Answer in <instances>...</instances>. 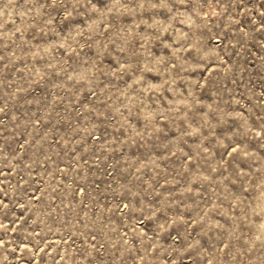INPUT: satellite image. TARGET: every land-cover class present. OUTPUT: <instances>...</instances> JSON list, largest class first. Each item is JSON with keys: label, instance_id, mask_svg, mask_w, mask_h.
<instances>
[{"label": "rangeland", "instance_id": "374dc122", "mask_svg": "<svg viewBox=\"0 0 264 264\" xmlns=\"http://www.w3.org/2000/svg\"><path fill=\"white\" fill-rule=\"evenodd\" d=\"M0 264H264V0H0Z\"/></svg>", "mask_w": 264, "mask_h": 264}]
</instances>
